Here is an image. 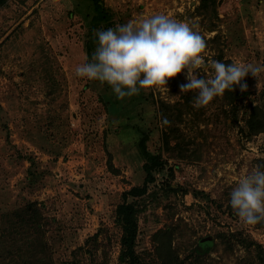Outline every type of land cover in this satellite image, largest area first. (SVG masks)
<instances>
[{"label":"rangeland","instance_id":"1","mask_svg":"<svg viewBox=\"0 0 264 264\" xmlns=\"http://www.w3.org/2000/svg\"><path fill=\"white\" fill-rule=\"evenodd\" d=\"M102 2L110 24L95 19L93 0L0 7V264H41L36 256L50 264H122L116 207L125 191L144 185V136L173 172L158 173L136 197L140 259L264 264V221L243 224L229 196L264 165V71L245 77L247 91L236 86L199 109L193 92H181L184 73L169 90L141 89L122 100L107 83L75 73L91 61L94 30L157 14L195 25L209 74L213 60L264 67V0ZM253 116L263 122L258 130L250 128ZM30 204L39 226L20 218Z\"/></svg>","mask_w":264,"mask_h":264},{"label":"clouds","instance_id":"2","mask_svg":"<svg viewBox=\"0 0 264 264\" xmlns=\"http://www.w3.org/2000/svg\"><path fill=\"white\" fill-rule=\"evenodd\" d=\"M56 6L59 0H52ZM97 47L91 61L78 65L75 73L88 80L107 83L118 99L138 95L141 89L169 90L168 83L181 73L187 83L182 93L193 92L194 108L206 107L225 91H247L245 77L258 78L264 67L211 61L212 73L205 71L206 41L195 25L157 14L126 24L94 30ZM186 70V72H185ZM199 70L206 73L201 78ZM167 124V118L164 119ZM264 165H256L236 182L229 193L234 213L245 225L264 221Z\"/></svg>","mask_w":264,"mask_h":264},{"label":"trees","instance_id":"3","mask_svg":"<svg viewBox=\"0 0 264 264\" xmlns=\"http://www.w3.org/2000/svg\"><path fill=\"white\" fill-rule=\"evenodd\" d=\"M8 0H0V7L3 6ZM94 8L96 11L95 19L101 22H106L110 24L113 19V14L106 8L102 0H93ZM256 110L258 109L255 108ZM263 122L259 116L253 118L250 117L249 125L252 130H258ZM146 137L144 136L141 140L142 151L146 157V161L144 163V169L146 171V178L144 185L142 186H133L129 190L124 192V200L119 203L116 207V214L119 223L123 227V236H122V249L120 252V261L122 264H149L140 259L138 254L137 246L138 240L140 237V226H139V213H140V204L137 201L136 197L143 195L148 190V184L150 182H154L156 180V175L158 173H164L168 170L173 172L172 167H170L168 159L163 158L161 153H154L146 147ZM164 139L166 144H170L169 140V132H165ZM171 190H176L174 184H168ZM131 197L133 198L131 200ZM31 206H27L24 208L20 214V218L23 223H35L39 226L41 223L39 222V218L41 215L38 213L37 208H33V204ZM38 218V219H37ZM38 220V221H37ZM34 224V225H35ZM99 231H97L92 239L97 241L99 236ZM24 244L29 245V238L24 237ZM37 244V243H33ZM28 255V254H26ZM37 259L41 262V264H50L48 263L44 257L36 256ZM28 262V261H26ZM70 264H77L72 262Z\"/></svg>","mask_w":264,"mask_h":264},{"label":"water","instance_id":"4","mask_svg":"<svg viewBox=\"0 0 264 264\" xmlns=\"http://www.w3.org/2000/svg\"><path fill=\"white\" fill-rule=\"evenodd\" d=\"M211 237L209 236L207 239H210ZM204 240V239H203Z\"/></svg>","mask_w":264,"mask_h":264}]
</instances>
